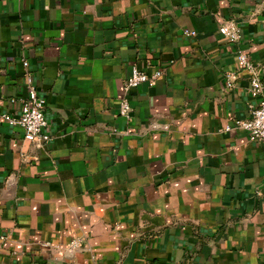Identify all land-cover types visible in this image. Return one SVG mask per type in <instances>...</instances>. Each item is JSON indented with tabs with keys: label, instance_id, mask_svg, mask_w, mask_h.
<instances>
[{
	"label": "crops",
	"instance_id": "1",
	"mask_svg": "<svg viewBox=\"0 0 264 264\" xmlns=\"http://www.w3.org/2000/svg\"><path fill=\"white\" fill-rule=\"evenodd\" d=\"M237 50L264 86V0H0V113L29 74L51 136L0 120V264H264V144L225 129L258 100ZM133 66L162 74L125 119Z\"/></svg>",
	"mask_w": 264,
	"mask_h": 264
},
{
	"label": "built area",
	"instance_id": "2",
	"mask_svg": "<svg viewBox=\"0 0 264 264\" xmlns=\"http://www.w3.org/2000/svg\"><path fill=\"white\" fill-rule=\"evenodd\" d=\"M218 32L228 39L231 43H236L241 38L240 29L233 21H225L219 24ZM193 34V32H187ZM236 63L238 71H244L248 74V90L253 98H257V102L252 106L250 116L245 119H235L233 125H227L226 130L232 127L244 129L249 134V139L252 141H260L264 144V97L262 92L264 89L261 80V69L254 63L249 56L242 50H237ZM23 67L28 66V61H22ZM162 72L159 69L153 72L140 70L136 66L132 67L130 75L123 83L124 95L119 102V115L128 119L131 115V105L127 97L128 90L138 87L143 83L154 85L161 76ZM225 85L231 88L238 76L236 72L226 73ZM27 92L25 96L18 99L11 98V103H19V111L16 115L8 113H0V120L12 126H18L23 133L24 139L37 142L40 144L49 143L51 136L48 128V121L44 114L45 99L38 93L31 75L26 77ZM71 245L76 246V241Z\"/></svg>",
	"mask_w": 264,
	"mask_h": 264
},
{
	"label": "water",
	"instance_id": "3",
	"mask_svg": "<svg viewBox=\"0 0 264 264\" xmlns=\"http://www.w3.org/2000/svg\"><path fill=\"white\" fill-rule=\"evenodd\" d=\"M11 178H12V176H10L8 180H10Z\"/></svg>",
	"mask_w": 264,
	"mask_h": 264
}]
</instances>
